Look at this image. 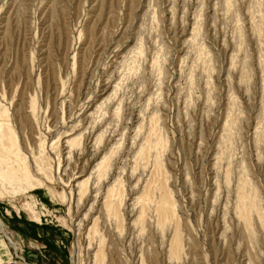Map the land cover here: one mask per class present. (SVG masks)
Listing matches in <instances>:
<instances>
[{"label":"rangeland","instance_id":"rangeland-1","mask_svg":"<svg viewBox=\"0 0 264 264\" xmlns=\"http://www.w3.org/2000/svg\"><path fill=\"white\" fill-rule=\"evenodd\" d=\"M155 162L178 226L135 223ZM97 235L104 264H264V0H0V264Z\"/></svg>","mask_w":264,"mask_h":264},{"label":"bare ground","instance_id":"bare-ground-1","mask_svg":"<svg viewBox=\"0 0 264 264\" xmlns=\"http://www.w3.org/2000/svg\"><path fill=\"white\" fill-rule=\"evenodd\" d=\"M11 133V132H10ZM6 134V133H5ZM13 136L14 134L11 133ZM16 139V136H15ZM3 140V139H2ZM151 141V140H150ZM17 142V140H16ZM160 145V144H159ZM148 148V141L145 140L143 144V148L139 152V155L142 158L146 157V151ZM150 149V148H149ZM148 149V150H149ZM20 156V155H19ZM13 160V159H12ZM19 162V161H18ZM22 164V163H20ZM100 168L109 169L111 165V160L107 159L104 161V158L101 163L98 164ZM18 168V167H17ZM23 171V169H22ZM104 171V170H103ZM16 172V171H14ZM107 172V171H106ZM106 172H102L100 175H106ZM19 174V172H18ZM24 176V175H23ZM26 176V175H25ZM29 176V173H28ZM28 178V177H27ZM165 179L166 176L164 173H162L161 170L158 169L157 163L155 162V169L151 171L149 178L146 180L144 188L142 189V193L136 198L137 203L139 202L140 207L138 211V216L135 219V223H144L145 217L147 215L148 210L152 207L151 205L153 202H155V182L156 180ZM82 190H85L84 184H80ZM125 195L123 190V185L120 182H116L115 184L109 186L107 188V191L105 192L104 201H103V207L105 209V212L108 216H111L115 218L117 227L122 230L123 226V217L121 214V205L124 202ZM174 202L171 200V196L168 192L164 191V194H162V198L155 202V211L157 213V222L159 226L167 225L168 223L175 222V225H177L176 215L174 212ZM99 219V218H98ZM115 222V221H114ZM96 220L93 222V225L91 226L90 233L94 232L95 234H99L98 232V223ZM101 224H99L100 226ZM101 227H99L100 229ZM102 230V229H100ZM101 235V234H100ZM97 235L99 237V244L94 252L93 255V262L92 264H104L105 263V252L102 245V236ZM94 236V234L92 235ZM96 236V235H95ZM179 235L177 232H174V236L171 242L170 247V253L172 255H175L174 258H178L179 256V249L176 251V249L179 246Z\"/></svg>","mask_w":264,"mask_h":264},{"label":"built area","instance_id":"built-area-1","mask_svg":"<svg viewBox=\"0 0 264 264\" xmlns=\"http://www.w3.org/2000/svg\"><path fill=\"white\" fill-rule=\"evenodd\" d=\"M4 264H19L18 262L16 261H6Z\"/></svg>","mask_w":264,"mask_h":264},{"label":"crops","instance_id":"crops-1","mask_svg":"<svg viewBox=\"0 0 264 264\" xmlns=\"http://www.w3.org/2000/svg\"><path fill=\"white\" fill-rule=\"evenodd\" d=\"M0 255H4L3 252L0 250Z\"/></svg>","mask_w":264,"mask_h":264}]
</instances>
